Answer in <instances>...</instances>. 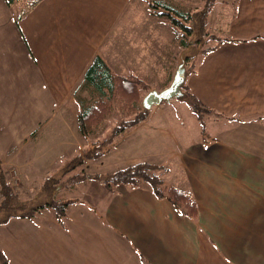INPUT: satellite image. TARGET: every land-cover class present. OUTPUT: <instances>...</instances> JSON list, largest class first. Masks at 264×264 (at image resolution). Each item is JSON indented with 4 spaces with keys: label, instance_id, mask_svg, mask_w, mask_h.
Masks as SVG:
<instances>
[{
    "label": "crops",
    "instance_id": "1",
    "mask_svg": "<svg viewBox=\"0 0 264 264\" xmlns=\"http://www.w3.org/2000/svg\"><path fill=\"white\" fill-rule=\"evenodd\" d=\"M35 1L15 19L16 52L0 38L10 54L0 56V176L12 186L27 176L2 167L24 153L10 144H32L35 161H53L73 160L97 142L88 138L95 129L81 132L76 93L96 57L116 76L155 77L158 90L173 81L182 53L174 28L146 0ZM233 2L227 17L226 7L216 11L222 36L212 34L213 51L187 79L213 111V135L201 129L183 142L153 107L101 158L85 160L89 175L62 188L72 201L63 222L44 207L0 224V251L10 264H264V0ZM17 116L32 125L15 127ZM20 128L28 130L11 132ZM140 162L191 193L197 217L146 183L109 190L99 178Z\"/></svg>",
    "mask_w": 264,
    "mask_h": 264
},
{
    "label": "trees",
    "instance_id": "2",
    "mask_svg": "<svg viewBox=\"0 0 264 264\" xmlns=\"http://www.w3.org/2000/svg\"><path fill=\"white\" fill-rule=\"evenodd\" d=\"M7 1L9 4L13 2V0ZM204 1L206 3V8L204 11L199 12V14H201V17H203L202 14H204V18H207L218 0ZM36 2L37 1H34L32 5ZM146 2L154 13L164 18L166 23L174 28L176 41L181 40V37L186 36V34L189 36L193 33L194 27L188 25L186 22L192 17L188 16L185 12L176 11L162 0H146ZM181 42L186 46L184 40H181ZM213 49V47H209L203 52L202 56L204 57L209 52L213 51ZM189 51H183L186 59L187 79L189 75L196 72L199 63L196 61V64L193 65L191 70L187 68V61L190 58ZM83 85L90 90L93 97V99L87 102L85 107L81 109L78 117L80 129L84 136L91 134L99 124L115 111L123 116V119H121L122 121L116 125L109 139L101 143H94L84 155H79L67 163L58 176L49 177L45 180L43 191L45 194H49L45 203H41L39 200L34 199L28 201L20 199L18 193L13 189L12 184L4 179L5 174L1 173L0 189L3 194V199L0 202V224L7 223L13 217H33L44 207L54 209L60 222H63L66 210L72 201L59 202L53 198V195L57 191L56 186L58 180L66 177L78 167L83 166L86 159L96 160L101 158L109 150L114 138L119 133L141 123L150 113V110L138 108V104L142 103L143 100L142 92L144 90L149 92L151 89L148 83L134 74L128 76H116L112 74L107 63L101 56L96 57L88 69ZM183 92L185 94L183 98L188 101L193 112L201 122H203L209 114L213 113L209 107L204 105L192 94L187 80L183 86ZM203 131L205 134V128ZM159 169L158 166L141 162L116 173L104 175L99 178L102 179L109 190H112L114 186L120 184L137 186L146 183L151 187L158 198L170 201L185 215L196 218L197 204L191 193L166 185L158 173ZM84 176L85 175L79 178V180L83 179ZM0 264H10L8 258L2 251H0Z\"/></svg>",
    "mask_w": 264,
    "mask_h": 264
},
{
    "label": "rangeland",
    "instance_id": "3",
    "mask_svg": "<svg viewBox=\"0 0 264 264\" xmlns=\"http://www.w3.org/2000/svg\"><path fill=\"white\" fill-rule=\"evenodd\" d=\"M34 1L35 0H13V2L9 4L7 0H0V25H1L0 38H3L5 40V42L2 44V47L3 48L9 47L10 52H12L11 50L13 47H15L13 52H16L17 44L19 43V38L17 37L16 20L19 17V15L23 14L28 10V8L33 4ZM162 1L166 2L176 11L185 12L188 16L192 17L186 22L188 25L194 27L193 33L189 36L186 34V36L181 37V40L185 41L186 46L182 44L181 40L176 41V43H178L182 47V53L180 52L181 55L179 54L181 59H182V55L184 54L183 51L184 50L189 51L190 49L189 51L190 58L187 61V68L191 70L193 68V65L196 64V61L198 62L202 58L203 52L215 44L216 41L214 39V36H212V34H214L215 36H222L221 28L224 26V24L216 23V19H217L216 17L218 15L216 11L221 9L222 6L226 7L228 12L227 14H225V17H227L226 15H230L231 12L234 10L235 4H233L234 3L233 1L235 0H218L215 6L213 7L214 9H212V11L208 14L207 18L206 17L204 18V14H202L203 17H201V14H199V12L204 11L206 8V3L204 0H162ZM225 2H229L228 3L229 5H227V3ZM12 19L13 20L16 19V20L10 22V20ZM211 19L214 20L211 24L212 26L210 27ZM3 52L5 53L4 54L5 58L10 55L8 50L0 49V56L2 55ZM181 59H180V63H181ZM177 63H179V61H177ZM140 78L148 83V85L151 88L150 91L156 89L155 88L156 85L162 86L161 83L156 82L155 77H140ZM167 82H168L167 85L168 87L171 83L170 81ZM158 90H163V88ZM76 93H78L77 106L81 109L85 107L87 102L93 99L90 90L84 87L83 82L80 83V85L78 86ZM142 93L144 98V96L148 92L144 90ZM72 103L74 104V102ZM138 108L143 109L142 103L138 104ZM24 109L25 108L22 106L18 107V110H24ZM153 109L155 112L157 111V113L159 114L163 113L164 116H168L169 120L175 124L174 127H175V134L177 139L182 140L183 142L188 134L191 137L193 136L192 138H196L194 137L196 135V131H197V135L200 137L199 130L201 129L203 130L204 128L206 131L205 134L206 137L213 135V130H212L213 126L209 117H206L204 119L203 121L204 123L201 122L199 119H197V116L195 115L191 106L189 105L188 101L185 98H180V99L174 98L169 102H164L160 106H154ZM17 118L19 121L18 123H16L15 127H20L23 125L24 126L29 125L28 127H30V125H32V122L26 120H24L25 122L24 123L20 116H17ZM121 119H123V116H121L117 111L110 114L101 124L98 125L99 126L98 128L97 127L95 128V132L93 133L91 132L92 135L88 137L89 140H97L96 143L99 142L101 143L102 141L109 139L116 125L122 121ZM45 120H43L42 123H44ZM42 123L41 125H38V127L42 126L43 125ZM182 123L184 124L186 123L187 124L186 127H182L181 125ZM27 130L28 129L24 130V128H20V129H13L11 130V132L13 134L14 133L22 134ZM186 130L188 131V133H186ZM31 145L28 146L19 145L16 147L10 144L8 147L10 150H14L17 148V151H19V148H22V151H24V153L19 157L20 162L16 161V163L14 162L7 163L12 168L4 165H2V167H6L5 169L8 170L13 169L16 178H17V174H16L17 170L18 173L27 176V179L21 178L22 184L17 183V180H13L14 182L12 181L14 184V186L12 187L18 193L20 199L26 201L34 199V200H39L41 203H45L47 197L49 196V194L47 193L45 194V192L43 191V184L45 180H47V178L49 177L58 176L62 171V168H64L65 165L72 160L71 159L72 157L71 155H69L66 156L65 159L49 161L44 156L46 159H41V161H35L34 158L39 157V155H34V150L32 149L33 147H31ZM0 148H4V147L1 146ZM87 148H90V146H87ZM2 162H0V165L2 164ZM13 163L15 165H11ZM20 163L23 164V168L21 169V171L16 166L17 164ZM128 165L126 168L133 166L131 164ZM83 167L84 166L78 167L74 172L68 174L64 178H61V180L60 179L58 180L57 182L58 184L56 186L57 191L53 195V198L55 200L59 202L65 201L71 195V193L67 191V189L63 190L62 188L69 186L71 187L72 185L78 184L79 178H81L86 173L87 175H89L90 170H93L88 166H85L84 168Z\"/></svg>",
    "mask_w": 264,
    "mask_h": 264
},
{
    "label": "water",
    "instance_id": "4",
    "mask_svg": "<svg viewBox=\"0 0 264 264\" xmlns=\"http://www.w3.org/2000/svg\"><path fill=\"white\" fill-rule=\"evenodd\" d=\"M187 80L186 72V59L185 55H182L181 63L178 66L174 79L171 84L163 89H153L149 91L142 100V107L147 110H152L154 106H160L164 102H169L174 98H183V86Z\"/></svg>",
    "mask_w": 264,
    "mask_h": 264
},
{
    "label": "built area",
    "instance_id": "5",
    "mask_svg": "<svg viewBox=\"0 0 264 264\" xmlns=\"http://www.w3.org/2000/svg\"><path fill=\"white\" fill-rule=\"evenodd\" d=\"M2 199H3V194H2V191L0 189V202L2 201Z\"/></svg>",
    "mask_w": 264,
    "mask_h": 264
}]
</instances>
